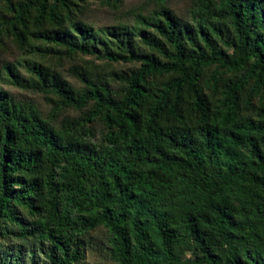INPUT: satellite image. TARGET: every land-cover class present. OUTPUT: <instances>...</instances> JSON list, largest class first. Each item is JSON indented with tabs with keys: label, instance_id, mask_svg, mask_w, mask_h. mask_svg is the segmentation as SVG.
I'll return each mask as SVG.
<instances>
[{
	"label": "trees",
	"instance_id": "obj_1",
	"mask_svg": "<svg viewBox=\"0 0 264 264\" xmlns=\"http://www.w3.org/2000/svg\"><path fill=\"white\" fill-rule=\"evenodd\" d=\"M214 1L199 0L205 23L197 27L182 24L167 8L143 19L155 32L144 31L143 42L167 59L131 50L128 56L111 55L141 63L133 76L122 77L118 95L86 73L78 74L85 89L77 96L42 65L33 64L31 80L5 68L12 85L56 95V112L92 106L82 118L55 127L33 105L13 101L0 88V221L12 203L44 212L47 219L30 230L50 243L44 264L80 262L83 242L68 237L69 230L100 226L111 231L122 264H177L175 225L203 252L198 264H264V240L256 232L264 234V202L254 201L256 190L264 191L258 142L264 109L257 120H238L245 82L255 70L264 78V0H222L220 8ZM75 6L73 0L20 1L12 7V29L23 42L30 30L37 41L64 48L69 56L93 55L99 44L107 45L105 34L75 21ZM216 16L236 26L235 61L217 48L223 28ZM253 60L255 70L236 76L220 106L211 108L198 86L203 69L219 64L237 71ZM95 120L117 130L106 138L110 148H93L84 139L85 127ZM151 228L166 263L149 246ZM244 233L252 247L242 248ZM31 264L39 263L33 257Z\"/></svg>",
	"mask_w": 264,
	"mask_h": 264
},
{
	"label": "rangeland",
	"instance_id": "obj_2",
	"mask_svg": "<svg viewBox=\"0 0 264 264\" xmlns=\"http://www.w3.org/2000/svg\"><path fill=\"white\" fill-rule=\"evenodd\" d=\"M20 1L23 0H0V88L13 101L33 105L42 118L55 127H60L64 119L82 118L92 106L82 110L63 107L56 112L54 102H59L56 95L12 85L6 78L7 66L16 69L25 80H31L36 78L32 70L33 64L42 65L69 84L77 96L85 89L78 74L86 73L91 78L109 85L113 94L118 95L123 85L122 77L133 76L141 68V63L115 61L110 58L111 55L128 56V51L131 50L138 56L156 54L162 60L167 59L143 42L144 31L155 34L153 28L147 27L143 19L154 18L156 11L167 8L184 25L197 27L198 23L204 22L200 18L199 0H73L77 4L74 7L75 21L91 27L101 35L105 34L107 45L99 44L93 55L78 53L69 56L64 48L37 41L30 30L25 33L24 42L16 36L11 26L14 17L12 7ZM214 6L222 7L223 1L215 0ZM216 20L221 22L223 28V36L217 39V48L231 57V61H235L239 57L234 46L237 38L236 26L232 21L217 16ZM29 26L32 27V24ZM119 41H123V44ZM254 65L253 60L248 66L237 71L219 64L205 67L198 86L206 95L211 108L220 106L225 88L236 76L243 77L248 70H255ZM255 71L244 84L245 103L242 104L239 121L248 118L257 120L264 109V78L259 80L258 70ZM161 80L165 81V78ZM245 104L248 107H245ZM85 130L84 139L96 149L110 148L111 144L106 138L109 134L117 133L115 128L107 126L102 120L89 123ZM258 142L260 149L264 151V135L258 137ZM256 192L254 201L264 202V191L257 189ZM234 204L241 208L239 202ZM65 205L64 201L62 207ZM250 209H255V205H250ZM72 218L77 221L78 215L72 214ZM42 219H47L44 212L40 215L32 212L28 206L12 203L8 216L0 221V264H31L33 257L39 264H44V251L50 243L41 232L30 233L31 228ZM175 229L177 237L174 238L173 253L177 264L201 263L204 254L195 241L182 233L180 225H175ZM26 231L28 233H25ZM256 232L262 235L264 240V234L258 229ZM67 236L81 239L84 245L83 258L76 264H122L117 256L113 235L107 227L100 226L82 232H78L77 228L69 230ZM148 238L149 246L156 257L163 263L168 262L152 228L148 230ZM130 240L133 251L135 244L132 238ZM244 240L242 248L252 247L253 242L249 237L245 236Z\"/></svg>",
	"mask_w": 264,
	"mask_h": 264
}]
</instances>
